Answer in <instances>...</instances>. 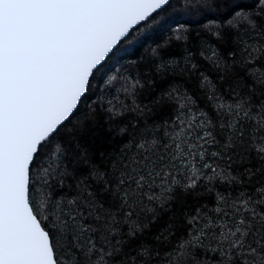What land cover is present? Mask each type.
<instances>
[{
  "label": "snow or ice",
  "instance_id": "obj_1",
  "mask_svg": "<svg viewBox=\"0 0 264 264\" xmlns=\"http://www.w3.org/2000/svg\"><path fill=\"white\" fill-rule=\"evenodd\" d=\"M0 264H264V0H0Z\"/></svg>",
  "mask_w": 264,
  "mask_h": 264
},
{
  "label": "trees",
  "instance_id": "obj_2",
  "mask_svg": "<svg viewBox=\"0 0 264 264\" xmlns=\"http://www.w3.org/2000/svg\"><path fill=\"white\" fill-rule=\"evenodd\" d=\"M224 2L227 3L228 0H224ZM162 38H163V34L162 33H158L155 36L154 40L152 42H150V46L154 47L155 46V42L158 41L159 39H162ZM145 47H149V45H146ZM140 51L143 52L144 49H141ZM149 55H150V52H149ZM164 55L167 57L168 55H170V53L169 52H165ZM113 71L115 72L116 70L114 69ZM108 139H109V134H108L107 130L106 129H103V128L99 129L98 130V137H97V141H96L97 145L98 146H101L103 148H107L108 147V144L105 143V142ZM188 199L189 200H192V199H196V197H188ZM164 219L166 220L167 217H165ZM163 226H164V220H162L160 222V224L158 225V227H163ZM148 242L149 243L152 242L150 237L148 238Z\"/></svg>",
  "mask_w": 264,
  "mask_h": 264
}]
</instances>
